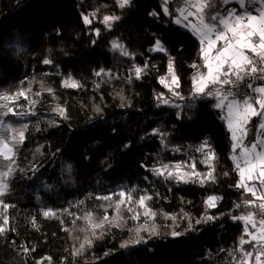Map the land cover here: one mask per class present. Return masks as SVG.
I'll use <instances>...</instances> for the list:
<instances>
[{
    "label": "trees",
    "instance_id": "obj_1",
    "mask_svg": "<svg viewBox=\"0 0 264 264\" xmlns=\"http://www.w3.org/2000/svg\"><path fill=\"white\" fill-rule=\"evenodd\" d=\"M160 8L161 0H132L123 10L114 0H0V95L9 96L0 104L18 113L0 114V139L13 149L0 157L8 173L0 202L12 206L0 205V225L9 217L0 264H239L245 225L234 217L251 211L244 201L253 198L236 187L223 112L213 100L190 101L193 79L206 75L199 40L169 17L149 15ZM90 12L96 18L85 25ZM106 14L121 19L108 28ZM156 40L167 53L153 50ZM173 73L178 86L169 85ZM69 79L81 86L66 87ZM249 129L246 142L255 136ZM205 141L204 151L215 154L208 164L196 150ZM162 164L189 165L188 172L195 164L201 174L212 165L214 180L178 183L154 174ZM121 192L151 196L154 217L134 219ZM209 196L218 197L215 208H206ZM243 249L254 253L250 244Z\"/></svg>",
    "mask_w": 264,
    "mask_h": 264
},
{
    "label": "snow or ice",
    "instance_id": "obj_2",
    "mask_svg": "<svg viewBox=\"0 0 264 264\" xmlns=\"http://www.w3.org/2000/svg\"><path fill=\"white\" fill-rule=\"evenodd\" d=\"M115 6L121 10L129 7L132 0H114ZM172 0H161V8L158 11L150 12L149 15L153 17L161 16L169 17L171 22L187 29L197 37L199 43L202 45L200 52L204 61L203 67L207 69L206 76L201 74L199 81L193 79V92L196 97L203 98L210 96L216 100L214 107L216 109L224 110L226 108L227 115L222 116L221 119H227L228 130L231 134L232 151L236 153L239 149L238 155H233L231 158L234 162L235 168L239 175V181L236 187L242 188L246 194L252 196V200H245V206L256 207L260 210V219L257 221L256 213L246 212L245 214L234 217V219L244 222L243 235L240 238V248L236 251L241 253L239 264H248V258H255L256 264H264V86L254 87L250 82L255 79L264 80V0H220V4L224 5L223 11L220 10L216 0H179L177 7L173 11L170 8ZM229 4L235 6L228 7ZM258 6V7H257ZM249 8L253 10L250 11ZM258 13V14H255ZM96 12L82 14V20L85 25L92 23L91 18H96ZM192 18L195 22H190ZM121 17L116 14H106L103 16L101 23L106 27L111 28L112 24ZM99 29L95 32L99 34ZM220 45L217 47V45ZM113 49L119 48L121 55H130L123 45H118L113 41ZM154 51L165 52L167 49L160 42L156 40ZM44 64L51 63L50 60L45 59ZM146 66V65H145ZM192 67H197L193 64ZM169 69L172 70L171 58L169 61ZM104 70L101 69L96 75H100ZM137 79L140 78L142 69L135 68ZM161 83H164L163 78ZM172 83L178 86V77L173 73ZM209 85L216 86L214 89ZM246 86L252 95L241 92V86ZM66 87L77 88L81 85L79 82L69 79L65 82ZM228 86V87H225ZM165 87H169L167 84ZM169 91L174 96H178L175 88L169 87ZM17 95L23 96V92ZM0 100H9V96L0 95ZM167 103V101H164ZM258 106V107H257ZM0 109H6L2 114L7 116L9 114L17 115L12 107L6 104H0ZM61 113L63 110H60ZM253 118H258V122ZM0 125L3 121L0 120ZM249 125L255 127L256 138L250 142L247 141L249 135ZM154 135L160 134L158 130H154ZM163 136V134H161ZM20 142H23L24 133L19 131ZM163 138L161 143H163ZM207 141L196 149L203 152L205 159L202 161L208 164L209 161L215 159V154L210 150L205 152ZM177 151L179 149H176ZM13 149L4 139H0V155L4 159H9V154ZM189 165L162 164L159 167L152 169L154 174L164 176L165 179H175L178 183L194 182L192 177L200 178L201 185L204 184L205 179L214 180V167L209 165V171L206 174H201L196 171V165L192 164L191 172L185 171ZM11 171V168H9ZM8 173L0 172V195L4 194L6 190V183L4 182ZM227 175V173H225ZM127 194L121 192L120 196L124 198ZM108 199V197H105ZM129 201L131 197L128 196ZM151 196H141L136 203L140 208L144 209L143 215L145 217H154L155 213L146 204ZM218 197L209 196L205 201L207 209L215 208ZM259 201L257 204L256 202ZM3 210L6 212L11 205L0 202ZM239 207V205H237ZM131 211V209H129ZM44 216H49L50 212L45 211ZM134 216L133 218H138ZM3 224L0 225V234L8 230L5 226L9 225V217L4 215L2 217ZM105 220L108 217L104 218ZM203 219L213 220L214 216L205 215ZM196 223H201L197 220ZM248 225H251L256 231H250ZM96 224L93 227H100ZM258 233V234H257ZM152 234H157L155 228L152 229ZM173 237L181 235L179 232H172ZM249 237V239H245ZM88 241H86L87 243ZM250 244L256 248L255 254L251 251H245L243 245ZM83 244L81 248H83ZM30 249L24 248L25 252ZM44 260L50 261V257H44ZM37 264H41L37 261Z\"/></svg>",
    "mask_w": 264,
    "mask_h": 264
},
{
    "label": "rangeland",
    "instance_id": "obj_3",
    "mask_svg": "<svg viewBox=\"0 0 264 264\" xmlns=\"http://www.w3.org/2000/svg\"><path fill=\"white\" fill-rule=\"evenodd\" d=\"M233 6H235V5H232V6H230V7H233ZM258 7V6H257ZM249 10L250 11H252L253 9L252 8H249ZM255 14H258V13H255ZM190 22H192V23H194L195 21L192 19V18H190ZM180 27V26H179ZM182 29H184V30H187V29H185V28H183V27H181ZM196 37V36H195ZM220 45L218 44L217 45V47H219ZM201 47H202V45L200 44V49H201ZM199 55H200V57H202V54H201V52L199 51ZM202 62H203V64H204V61H203V59H202ZM206 74H207V69H206ZM206 76V75H205ZM169 85L170 86H174L175 84H173L172 83V79L169 81ZM210 86V85H209ZM216 103V100L214 99L213 100V106H214V104ZM258 107V106H257ZM220 110V109H219ZM220 111H222L223 112V116H225L226 117V115H227V110H226V108L224 109V110H220ZM224 122H225V125H226V127L228 128V124H227V119H224ZM230 138H231V134H230ZM256 138V133H255V136H254V139ZM231 142H232V144H233V141L231 140ZM238 152H239V149H237V151H236V153H233L232 154V156L235 154V155H238ZM11 155V153L9 154V156ZM0 157H3L2 155H0ZM4 158V157H3ZM237 174H238V172H237ZM238 177H239V175H238ZM242 189V188H241ZM243 190V189H242ZM123 200L125 201V205L129 208V209H132V210H134V212L136 213V214H139V215H142V216H144L143 215V213H144V209H142V208H140L139 207V205L136 203V201H138L139 199H135V198H133V197H131V201H129V199H128V195H126L124 198H123ZM147 202V201H146ZM258 203H259V201H257ZM249 208H253V207H251V206H249ZM251 211H252V209H251ZM249 212V211H248ZM256 231V230H255Z\"/></svg>",
    "mask_w": 264,
    "mask_h": 264
},
{
    "label": "built area",
    "instance_id": "obj_4",
    "mask_svg": "<svg viewBox=\"0 0 264 264\" xmlns=\"http://www.w3.org/2000/svg\"><path fill=\"white\" fill-rule=\"evenodd\" d=\"M253 83L254 87H261V86H264V80H261V79H255V80H252L250 81ZM210 88H215L216 86L214 85H210L209 86ZM225 87H228V86H225ZM241 92H244V93H248L249 95H252V93L250 92L249 89H247L246 86H241ZM207 99H210V100H214L212 97L210 96H205L203 98H200V97H196L195 95L190 99L191 102H197V101H204V100H207ZM175 100H179V97H176ZM247 207V206H245ZM252 212L256 213V219L257 221L260 219V210L256 207H253L252 208ZM244 224L243 221H240ZM251 226V225H250ZM252 227V226H251ZM256 248H254V253L256 252ZM239 259L237 260V262L239 263Z\"/></svg>",
    "mask_w": 264,
    "mask_h": 264
},
{
    "label": "crops",
    "instance_id": "obj_5",
    "mask_svg": "<svg viewBox=\"0 0 264 264\" xmlns=\"http://www.w3.org/2000/svg\"><path fill=\"white\" fill-rule=\"evenodd\" d=\"M258 234V233H257Z\"/></svg>",
    "mask_w": 264,
    "mask_h": 264
}]
</instances>
